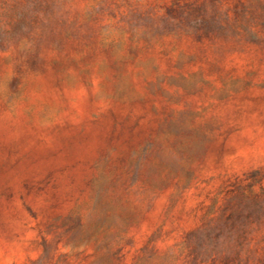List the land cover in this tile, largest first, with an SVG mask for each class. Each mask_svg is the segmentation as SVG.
<instances>
[{
    "label": "rangeland",
    "instance_id": "obj_1",
    "mask_svg": "<svg viewBox=\"0 0 264 264\" xmlns=\"http://www.w3.org/2000/svg\"><path fill=\"white\" fill-rule=\"evenodd\" d=\"M0 264H264V0H0Z\"/></svg>",
    "mask_w": 264,
    "mask_h": 264
}]
</instances>
